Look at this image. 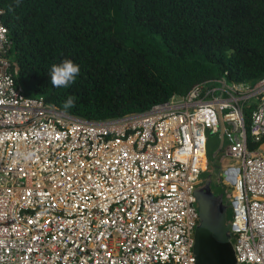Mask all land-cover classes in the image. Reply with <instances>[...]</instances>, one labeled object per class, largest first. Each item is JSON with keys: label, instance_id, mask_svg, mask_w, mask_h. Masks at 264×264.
<instances>
[{"label": "built area", "instance_id": "1", "mask_svg": "<svg viewBox=\"0 0 264 264\" xmlns=\"http://www.w3.org/2000/svg\"><path fill=\"white\" fill-rule=\"evenodd\" d=\"M3 14L0 264H195L196 191L218 132L237 262L264 264V77L82 120L17 86Z\"/></svg>", "mask_w": 264, "mask_h": 264}, {"label": "trees", "instance_id": "2", "mask_svg": "<svg viewBox=\"0 0 264 264\" xmlns=\"http://www.w3.org/2000/svg\"><path fill=\"white\" fill-rule=\"evenodd\" d=\"M0 8L17 83L80 118L142 112L203 81L253 86L264 77V0H0ZM64 60L80 73L53 87L49 69ZM69 97L74 107L65 108Z\"/></svg>", "mask_w": 264, "mask_h": 264}, {"label": "water", "instance_id": "3", "mask_svg": "<svg viewBox=\"0 0 264 264\" xmlns=\"http://www.w3.org/2000/svg\"><path fill=\"white\" fill-rule=\"evenodd\" d=\"M221 139L224 138L221 135ZM218 152L212 163L217 166ZM201 190L196 191L200 222L195 231V264H238L227 217L228 206L213 190L212 173Z\"/></svg>", "mask_w": 264, "mask_h": 264}, {"label": "rangeland", "instance_id": "4", "mask_svg": "<svg viewBox=\"0 0 264 264\" xmlns=\"http://www.w3.org/2000/svg\"><path fill=\"white\" fill-rule=\"evenodd\" d=\"M14 58H15V56H13V59ZM19 81H18V84L21 85V83H23V82L20 79H19ZM21 86L23 88L24 93H27L24 86L23 85H21ZM28 92L30 93V90H28ZM30 95L35 96V97L40 96L39 94H35V93H32ZM225 148H226V142L221 139V133L220 132L210 136L208 158L210 160V168L209 169H212V167H213V173H212L213 183H212V185L214 187V191L217 194H221V196L226 201V204L228 206L227 217H228V221L230 223L231 222V216H232V209L230 207V203H229L228 196H227V193L230 189V186L228 184H226L223 180H221L220 183H218V178L220 175L219 168L222 166V162L218 163L216 167L212 163V161L215 160V155L217 154V152H218L217 162H219L220 157H222L224 155ZM209 176H210L209 170L207 172H203L201 174L200 177H201L202 181H201L200 185L198 186L197 191L202 189V187L204 186V183L207 182Z\"/></svg>", "mask_w": 264, "mask_h": 264}, {"label": "clouds", "instance_id": "5", "mask_svg": "<svg viewBox=\"0 0 264 264\" xmlns=\"http://www.w3.org/2000/svg\"><path fill=\"white\" fill-rule=\"evenodd\" d=\"M18 4H19V0H17V5ZM11 51H13V49ZM15 71H16V69H15ZM79 73H80V67H79V65L75 64L71 60H64L60 64H54V65H52L51 68L49 69L50 83H51V85L53 87H56V88H67V87H69L71 84H73L75 82V80H76L77 76L79 75ZM15 80L17 82L16 74H15ZM228 82L231 83V84H233V83L234 84H238V83H235V82H230V81H228ZM17 86H19L18 83H17ZM28 96H31V95H28ZM31 97H35V96H31ZM39 97H42V96H39ZM64 107L65 108L74 107V98L73 97H69L65 101ZM251 111H250V113H248L249 115L251 114ZM134 113H138V112H134ZM123 116H125V115H123ZM123 116H121V117H123ZM75 117H77V116H75ZM77 118H80V117H77ZM118 118H120V117H118ZM80 119L87 120V121H94V120H88V119H84V118H80ZM105 121H107V120H105ZM218 163H220V160H219ZM209 168H210V160H209ZM220 168H219V170H220ZM208 170L210 172V169H208ZM220 173H221V171H220ZM218 181H220V175H219Z\"/></svg>", "mask_w": 264, "mask_h": 264}, {"label": "flooded vegetation", "instance_id": "6", "mask_svg": "<svg viewBox=\"0 0 264 264\" xmlns=\"http://www.w3.org/2000/svg\"><path fill=\"white\" fill-rule=\"evenodd\" d=\"M218 183H220V181H218ZM213 190H214V187H213ZM215 192V191H214ZM216 193V192H215Z\"/></svg>", "mask_w": 264, "mask_h": 264}]
</instances>
